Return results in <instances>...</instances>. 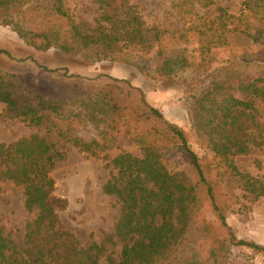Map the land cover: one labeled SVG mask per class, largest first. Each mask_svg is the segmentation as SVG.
I'll list each match as a JSON object with an SVG mask.
<instances>
[{"label":"trees","instance_id":"16d2710c","mask_svg":"<svg viewBox=\"0 0 264 264\" xmlns=\"http://www.w3.org/2000/svg\"><path fill=\"white\" fill-rule=\"evenodd\" d=\"M97 3L100 14L93 28L74 20L64 0H0V24L38 51L53 47L87 62L129 61L152 80L183 77L190 90L191 129L213 159L197 155L184 129L118 81L92 94L77 91L49 99L27 89L20 75L0 69V101L11 117L45 130L44 135L0 142V183L10 180L20 186L26 210H34L25 223L22 246L0 227V264H208L227 255L231 246L264 254L263 245L237 238L226 220L227 213L245 208L227 189L231 179L253 199L264 197V173H244L234 161L236 154L250 151L246 129L258 114L255 100L264 101V72L233 79L225 72L236 61L218 59L216 53L237 34L260 48L253 55L245 48L244 65L264 63V0H241L238 16L214 0H174L177 22L169 13L152 25L128 0ZM196 3L200 8L214 5L215 14H200ZM235 20L256 25L242 28ZM188 43L196 47L190 49ZM215 62L221 63L215 73L197 75L199 65ZM81 122L100 127L99 138L77 135ZM121 131L141 156L123 151L106 164L111 168L101 191L115 197L118 217L112 233L100 242L90 234L83 246L75 233L59 225L57 211L67 201L54 195L51 172L72 148L86 156H105L117 146L115 136ZM162 150L189 154L188 172L169 169Z\"/></svg>","mask_w":264,"mask_h":264},{"label":"rangeland","instance_id":"374dc122","mask_svg":"<svg viewBox=\"0 0 264 264\" xmlns=\"http://www.w3.org/2000/svg\"><path fill=\"white\" fill-rule=\"evenodd\" d=\"M214 1L217 5L226 7L234 16L241 13V0ZM172 2L174 0H128V4L136 7L147 25L159 24L169 13V19L176 23L177 18L171 10ZM64 3L74 20L84 21L90 28L96 26L100 14L97 0H64ZM195 7L200 14H215L212 13L214 5L200 8L196 3ZM118 13L121 16L123 14L122 11ZM233 24L242 28L247 24L252 28L256 21L243 23L235 20ZM229 42L228 47L216 51L218 59L230 57L236 61L233 69L225 74L236 80H245L260 76L264 72L262 62L257 66L244 65L248 60L245 58V48L252 50L251 55L257 54L260 48L256 44H251L237 34H233ZM195 47L193 43H188V48ZM220 64H201L196 73L198 76L215 73ZM0 69L20 75L27 89L49 99L69 96L77 91L92 94L104 84L118 81L130 88L138 99L144 98L148 104L158 108L167 120L176 121L186 132L189 145L197 155L213 159L212 153L200 145L191 129L192 110L187 107L190 103V90L183 77L152 80L147 72L129 61L87 62L53 47L38 51L26 45L9 26L1 24ZM112 69L114 76L110 74ZM254 106L258 114L246 129L250 139V151L236 154L234 161L240 171L261 177L264 173V101L256 99ZM99 128L89 122H81L75 133L86 139L99 138ZM33 133L44 135L45 130L29 128L18 118L11 117L7 105L0 101V142L9 143ZM51 136L53 134L48 138ZM115 141L117 146L108 149L106 155L102 154L100 157L86 156L72 148L51 172L55 180L54 195L67 201V207L57 211L59 225L75 233L83 246L90 242V234L93 240L100 242L105 234L112 233L118 217L119 206L115 197L101 191L102 184L109 178L111 168L106 164L123 151L141 156L140 148L124 131L117 133ZM161 154V159L171 170L188 172L191 167V157L185 152L170 155L162 150ZM227 184L228 191L245 205L242 210L234 209L227 213L228 225L237 238L255 241L264 246V197L253 199L245 194L234 179ZM0 185V227L3 234L8 235L20 247L23 245L25 223L34 217V210H26L20 186L10 180ZM134 238L132 236L130 240ZM119 249V246L114 247L116 253ZM208 264H264V254L245 246H231L227 255Z\"/></svg>","mask_w":264,"mask_h":264},{"label":"crops","instance_id":"0c3cea01","mask_svg":"<svg viewBox=\"0 0 264 264\" xmlns=\"http://www.w3.org/2000/svg\"><path fill=\"white\" fill-rule=\"evenodd\" d=\"M110 74H111L112 76H114V71H113V69L111 70ZM163 115H164V113H163ZM168 120H170L171 122L177 124V122L174 121V120H171V119H168Z\"/></svg>","mask_w":264,"mask_h":264}]
</instances>
